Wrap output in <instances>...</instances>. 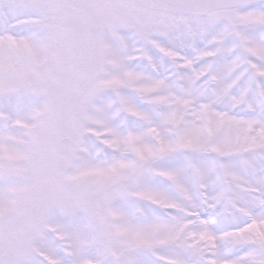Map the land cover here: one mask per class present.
<instances>
[{"label":"snow or ice","instance_id":"6c2138e0","mask_svg":"<svg viewBox=\"0 0 264 264\" xmlns=\"http://www.w3.org/2000/svg\"><path fill=\"white\" fill-rule=\"evenodd\" d=\"M0 264H264V0H0Z\"/></svg>","mask_w":264,"mask_h":264}]
</instances>
